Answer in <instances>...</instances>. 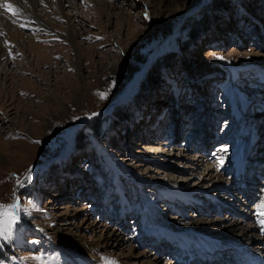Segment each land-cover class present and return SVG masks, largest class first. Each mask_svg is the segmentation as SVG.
I'll list each match as a JSON object with an SVG mask.
<instances>
[{
    "label": "rangeland",
    "instance_id": "obj_1",
    "mask_svg": "<svg viewBox=\"0 0 264 264\" xmlns=\"http://www.w3.org/2000/svg\"><path fill=\"white\" fill-rule=\"evenodd\" d=\"M56 3L37 13L66 31ZM64 13L75 44L0 8V203L15 193L21 206L11 239L0 238V264H149L156 255V264H211L210 255L235 264L229 241L214 254L187 250L156 228L183 233L220 219L201 226L226 242L240 229L225 232L221 221L254 223L264 0H64ZM6 31L19 32L25 52ZM150 71L156 81L143 90ZM173 180L188 196L165 192Z\"/></svg>",
    "mask_w": 264,
    "mask_h": 264
},
{
    "label": "bare ground",
    "instance_id": "obj_2",
    "mask_svg": "<svg viewBox=\"0 0 264 264\" xmlns=\"http://www.w3.org/2000/svg\"><path fill=\"white\" fill-rule=\"evenodd\" d=\"M39 1L40 0H8L7 3H10L13 6V8L11 9L12 11L15 12V9L18 8L21 10V13L22 12L25 13L29 19H32L35 22L34 24L36 25V27H41L42 29L49 31V32L53 31V32L61 35L65 39H67L70 43L75 44V42H76L75 41V31L73 30V24L69 20V19H71V17L69 15L67 16V14L64 13V0H57L56 9L58 12L52 11V13H53L54 17H60L64 21L67 22L69 29L66 31L56 29L54 26H52V24L50 23L49 20L44 19L43 16H41L39 13H37V6H39L40 3L45 2V0L44 1L41 0L40 2ZM45 5L51 6L49 3L48 4L45 3ZM103 7H104V5H103ZM104 8H100V9L104 10ZM52 10H53V8H52ZM6 34H9L8 36H10L12 38V39L10 38V40L17 43L20 50L25 52V48L23 50L21 48V45H20L21 42H19V32L18 31L17 32L6 31ZM170 40L172 43L170 42ZM170 40L167 42L168 46L174 47L175 38L172 37V38H170ZM33 42H32V40L29 39V42H28L29 45L28 46L29 47L31 46V48H32L30 52H34L33 50H36L35 47H37V49L39 47L38 44H35ZM163 48H164L163 50H165L167 48L166 45H164ZM3 53H4L3 48L0 45V58L3 55ZM41 55H43V54H41ZM154 148H157V146H154ZM246 149L247 148L244 147L241 150L240 155L237 158V168L239 166L238 169L241 168L240 165L242 166L241 163H242L243 158H244V155H242V153L246 152ZM238 159H239V162H238ZM245 165H247L246 161H245ZM210 176H211L209 178L210 181H213V179H212L213 175H210ZM237 176H239V175L237 174ZM215 178H216V180L214 182H220L221 179H220L219 175H216ZM162 185H163L162 186L163 189L166 190L165 191L166 193H170L172 195L176 194L178 196H188V191H187V189L183 183H178V182L173 180V181H167V182H165V184L163 183ZM262 191H263V193H262L261 198H260L261 199L260 204L262 201H264V188ZM250 215H251V218L254 220V223L251 224L250 226H246V227H243L238 223L229 224V221H221V224H223L225 227V230H224L225 232L228 230H229V232H231L230 226H232V225L234 226L236 224H237V228L240 229V232L235 237L225 239L226 242H223V241L221 242L218 240V238L210 236L206 232L207 230L203 226H201V225H212V224L218 223V221L220 219H218V220H215V219L206 220L205 223H197L196 225H198V226H196V228L185 229V231L183 233H174V234L171 232L167 233V232H165V227L163 225H158V228H156V229L158 230V232L159 231H161L162 233L164 232L163 234L168 235L170 237V239L175 238V240L179 242V245H181L182 247H185V249H187V250H188L187 246H189L190 244H195L196 247L197 246H198V248L200 247L203 251L205 250V247L209 251L213 248H217V249L222 248L224 250L227 248V241H229L228 244H231V247H233V252L235 254L234 261L236 262V264H253L254 262H256L258 264H264V225H261V223H260V220L264 219V217H262L260 215V205H259V207H257L255 209L254 212H251ZM230 236L231 235L228 233L227 237H230ZM116 237L119 240H122V237L121 238L118 236H116ZM193 237H196V240H193ZM62 239L67 240V243H68V236L67 235H64ZM191 241L193 243H191ZM97 249H98L97 245H96V247L91 249L92 250L91 252L93 255H95L97 253ZM131 251H132V249H131ZM211 252H213V254H214V249ZM134 254H136V253L134 252ZM141 255L147 256L146 253H144V252L138 253L136 256H141ZM180 258L181 257H178L177 260ZM159 259L162 260V258L159 255H156V257H154L152 259L153 261L152 262L149 261L148 263L149 264H156V261L158 262ZM215 259H216V257H214L213 255H210V263H215ZM187 260H188V258H182L181 263H185Z\"/></svg>",
    "mask_w": 264,
    "mask_h": 264
},
{
    "label": "snow or ice",
    "instance_id": "obj_3",
    "mask_svg": "<svg viewBox=\"0 0 264 264\" xmlns=\"http://www.w3.org/2000/svg\"><path fill=\"white\" fill-rule=\"evenodd\" d=\"M0 8H4L5 10H11L13 6L10 3H0ZM14 14L20 15L21 10L20 9H15ZM147 15V14H146ZM26 26V25H22ZM222 59V57H221ZM101 99H106L107 96L105 93H100L99 94ZM93 115H97L96 113H93ZM36 143H39V141H36ZM224 151H227V149H224ZM30 171L29 170V175L26 176V179L30 180ZM18 183L23 186V182L18 181ZM14 203L12 204H3L0 203V238H3L5 240L11 239L14 231L18 228L21 222V217H20V204H19V198L15 196L14 193ZM25 212H27V209H24ZM260 215L264 217V201L261 202L260 204ZM261 225H264V219L260 220ZM37 259H40L37 257ZM106 264H117L116 261L105 258Z\"/></svg>",
    "mask_w": 264,
    "mask_h": 264
},
{
    "label": "trees",
    "instance_id": "obj_4",
    "mask_svg": "<svg viewBox=\"0 0 264 264\" xmlns=\"http://www.w3.org/2000/svg\"><path fill=\"white\" fill-rule=\"evenodd\" d=\"M200 16H197V18H199L198 20L203 19V16L202 15H200ZM189 28H190L189 31L191 34L192 27H189ZM155 81H156V77L154 76L153 72L150 71L148 74H146V78H145L144 83L142 85L143 90H144V88L148 87L149 85L151 86V84L154 83Z\"/></svg>",
    "mask_w": 264,
    "mask_h": 264
}]
</instances>
